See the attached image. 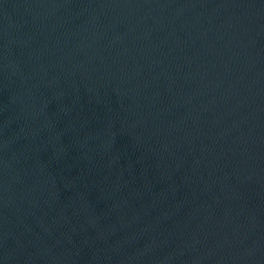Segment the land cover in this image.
I'll use <instances>...</instances> for the list:
<instances>
[{"label":"water","instance_id":"obj_1","mask_svg":"<svg viewBox=\"0 0 264 264\" xmlns=\"http://www.w3.org/2000/svg\"><path fill=\"white\" fill-rule=\"evenodd\" d=\"M0 264H264V0H0Z\"/></svg>","mask_w":264,"mask_h":264}]
</instances>
